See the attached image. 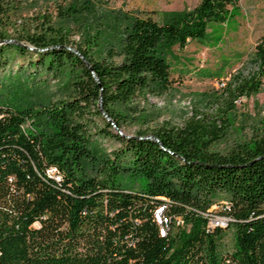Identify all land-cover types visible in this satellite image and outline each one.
I'll return each mask as SVG.
<instances>
[{
  "label": "trees",
  "instance_id": "16d2710c",
  "mask_svg": "<svg viewBox=\"0 0 264 264\" xmlns=\"http://www.w3.org/2000/svg\"><path fill=\"white\" fill-rule=\"evenodd\" d=\"M239 1L198 0L160 21L132 17L74 49L60 37L30 38L32 51L0 45V69L28 56L18 73L60 76L66 90L37 108L0 104V264H264V139L222 155L207 151L213 139L198 123L157 131L156 141L123 137L97 109L99 101L120 129L121 109L170 85L171 49L204 41L209 24L236 16ZM262 76L264 35L230 89L255 92ZM93 136L119 146L105 152ZM119 172L143 177L141 190L120 188ZM163 205L170 225L160 235L153 211ZM213 205L234 226L230 250L218 248L222 228L207 225Z\"/></svg>",
  "mask_w": 264,
  "mask_h": 264
},
{
  "label": "rangeland",
  "instance_id": "374dc122",
  "mask_svg": "<svg viewBox=\"0 0 264 264\" xmlns=\"http://www.w3.org/2000/svg\"><path fill=\"white\" fill-rule=\"evenodd\" d=\"M197 2L0 0V45L11 42L32 51L30 38L60 37L74 49L93 33L103 37L114 34L132 17L149 16L160 21L163 14L190 10ZM263 35L264 0H240L236 16L224 24H209L204 41L189 42L181 51L171 49L166 55L171 67L170 85L121 109L118 130L127 135L139 132L153 136L162 129H180L192 121L213 139L207 151L222 155L240 153L244 145L264 139V76L258 89L245 95H234L229 84L235 74L249 66L253 47ZM27 60L28 56H13L0 69L1 105L18 109L25 102L37 108L40 102H53L66 95L60 76L54 78L43 72L28 76L31 70L27 69L18 73V67ZM95 123L101 126L98 119ZM93 142L105 152L119 146L106 136H93ZM115 181L132 192L141 190L144 184L143 177L123 172L116 174ZM218 195L223 199V192ZM233 231L232 223L223 226L220 251L232 249Z\"/></svg>",
  "mask_w": 264,
  "mask_h": 264
},
{
  "label": "built area",
  "instance_id": "2783aa9c",
  "mask_svg": "<svg viewBox=\"0 0 264 264\" xmlns=\"http://www.w3.org/2000/svg\"><path fill=\"white\" fill-rule=\"evenodd\" d=\"M48 171L50 173L54 172L52 168H49ZM57 178L58 176H55V179ZM163 207L164 205L157 206L153 211V219L157 225L160 235H163L164 230H167L170 225L168 217L163 213V210H162ZM215 209H216V206L214 205L211 206L207 214V217H208L207 225L210 229L215 228V227L223 228V226H225L229 222V219L226 216L216 213ZM179 224H181V220L177 218L175 220V225H179Z\"/></svg>",
  "mask_w": 264,
  "mask_h": 264
},
{
  "label": "water",
  "instance_id": "95a60500",
  "mask_svg": "<svg viewBox=\"0 0 264 264\" xmlns=\"http://www.w3.org/2000/svg\"><path fill=\"white\" fill-rule=\"evenodd\" d=\"M11 43V42H10ZM13 44H16V43H13ZM18 45V44H16ZM19 46V45H18ZM69 51L73 52L75 55H77L80 59L81 57L77 54L76 51L72 50V49H69ZM82 60V59H81ZM83 61V60H82ZM92 78L96 81V77L92 75ZM97 109L99 110V112L101 113V115L110 123V125L112 126L113 130L118 133L119 135L123 136V137H129L130 135H127V134H123L121 131L118 130V128H116V126L111 122V120L109 119V117L104 113V111L101 109V105H100V102L98 101L97 102ZM144 138H148V139H151V140H154L156 141L155 137L151 136V135H146L144 136Z\"/></svg>",
  "mask_w": 264,
  "mask_h": 264
}]
</instances>
